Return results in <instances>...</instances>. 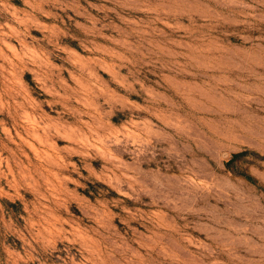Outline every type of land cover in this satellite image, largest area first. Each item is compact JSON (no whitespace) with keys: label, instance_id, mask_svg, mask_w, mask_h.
Listing matches in <instances>:
<instances>
[{"label":"rangeland","instance_id":"obj_1","mask_svg":"<svg viewBox=\"0 0 264 264\" xmlns=\"http://www.w3.org/2000/svg\"><path fill=\"white\" fill-rule=\"evenodd\" d=\"M0 264H264V0H0Z\"/></svg>","mask_w":264,"mask_h":264},{"label":"trees","instance_id":"obj_2","mask_svg":"<svg viewBox=\"0 0 264 264\" xmlns=\"http://www.w3.org/2000/svg\"><path fill=\"white\" fill-rule=\"evenodd\" d=\"M239 154L235 155L234 157H237Z\"/></svg>","mask_w":264,"mask_h":264}]
</instances>
